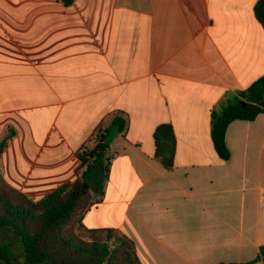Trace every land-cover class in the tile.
<instances>
[{"label":"crops","instance_id":"crops-1","mask_svg":"<svg viewBox=\"0 0 264 264\" xmlns=\"http://www.w3.org/2000/svg\"><path fill=\"white\" fill-rule=\"evenodd\" d=\"M258 0H0V156L6 184L41 201L81 174L118 125L102 187L80 216L133 239L143 264L247 263L264 250V113L211 115L264 76ZM118 122L123 123L120 128ZM170 124L174 166L155 157ZM253 264H264L261 259Z\"/></svg>","mask_w":264,"mask_h":264},{"label":"trees","instance_id":"trees-1","mask_svg":"<svg viewBox=\"0 0 264 264\" xmlns=\"http://www.w3.org/2000/svg\"><path fill=\"white\" fill-rule=\"evenodd\" d=\"M70 5L73 0H63ZM254 13L264 28V0H258ZM245 106L242 107V103ZM264 113V76L249 88L222 104L211 115V137L218 156L227 161L230 152L225 143L229 124L235 120L253 121ZM120 128L123 123L118 122ZM97 140L92 152L79 154L82 172L73 183L63 185L41 201L10 188L0 173V230L14 234L22 251L12 256L11 242L0 243V264H143L133 239L114 228L88 229L80 216L94 202L91 182L102 187L108 179V167L102 153L109 148L105 143L108 131ZM10 132L0 142V156ZM155 157L169 170L174 166L176 137L172 125L161 124L153 134ZM90 180H92L90 182ZM260 259L247 263L253 264Z\"/></svg>","mask_w":264,"mask_h":264},{"label":"rangeland","instance_id":"rangeland-1","mask_svg":"<svg viewBox=\"0 0 264 264\" xmlns=\"http://www.w3.org/2000/svg\"><path fill=\"white\" fill-rule=\"evenodd\" d=\"M91 197L94 198L93 195H91ZM1 242H3L2 244H4L5 242L6 243L11 242L12 246H13V250H11L12 256L15 258L20 256V252L22 251V248H21V246L19 247V249L15 248V247H17V242H16L15 236L12 232L0 230V243Z\"/></svg>","mask_w":264,"mask_h":264},{"label":"water","instance_id":"water-1","mask_svg":"<svg viewBox=\"0 0 264 264\" xmlns=\"http://www.w3.org/2000/svg\"><path fill=\"white\" fill-rule=\"evenodd\" d=\"M245 106V102L242 103V107ZM119 126L118 125H112L111 128L108 131L107 138L105 140V143L107 145H111L115 139V137L118 134ZM261 259L264 261V250L260 253Z\"/></svg>","mask_w":264,"mask_h":264},{"label":"built area","instance_id":"built-area-1","mask_svg":"<svg viewBox=\"0 0 264 264\" xmlns=\"http://www.w3.org/2000/svg\"><path fill=\"white\" fill-rule=\"evenodd\" d=\"M103 134H105L104 133V130H98V132H97V140L101 137V135H103Z\"/></svg>","mask_w":264,"mask_h":264}]
</instances>
